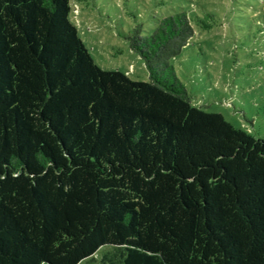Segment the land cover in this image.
<instances>
[{
	"label": "trees",
	"instance_id": "obj_1",
	"mask_svg": "<svg viewBox=\"0 0 264 264\" xmlns=\"http://www.w3.org/2000/svg\"><path fill=\"white\" fill-rule=\"evenodd\" d=\"M72 10L0 0V264H264V138L194 104L172 64L211 24L124 33L136 81L96 63Z\"/></svg>",
	"mask_w": 264,
	"mask_h": 264
},
{
	"label": "rangeland",
	"instance_id": "obj_2",
	"mask_svg": "<svg viewBox=\"0 0 264 264\" xmlns=\"http://www.w3.org/2000/svg\"><path fill=\"white\" fill-rule=\"evenodd\" d=\"M71 1V18L96 63L136 81H148V70L124 33L141 25L150 34L160 17L197 13L211 27L195 24L191 42L172 60L178 77L194 104L264 138V0ZM110 251L101 247L97 259Z\"/></svg>",
	"mask_w": 264,
	"mask_h": 264
}]
</instances>
